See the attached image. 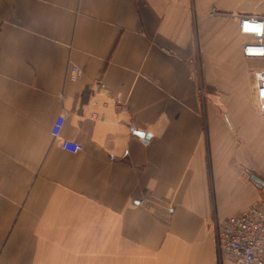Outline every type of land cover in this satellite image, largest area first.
<instances>
[{
  "label": "crops",
  "instance_id": "crops-1",
  "mask_svg": "<svg viewBox=\"0 0 264 264\" xmlns=\"http://www.w3.org/2000/svg\"><path fill=\"white\" fill-rule=\"evenodd\" d=\"M263 14L0 0V264H235L217 225L264 201V59L243 55L239 18ZM63 111L76 153L52 135Z\"/></svg>",
  "mask_w": 264,
  "mask_h": 264
},
{
  "label": "built area",
  "instance_id": "built-area-1",
  "mask_svg": "<svg viewBox=\"0 0 264 264\" xmlns=\"http://www.w3.org/2000/svg\"><path fill=\"white\" fill-rule=\"evenodd\" d=\"M243 37V55L246 58L264 59V14L243 15L239 18ZM83 75V68L71 64L68 79L76 81ZM255 94L261 114L264 115V68L255 71ZM97 115V114H96ZM66 112H61L52 128V135L70 152H78L83 145L61 135ZM130 131L136 132L133 124ZM217 245L223 255L235 264H264V202H256L241 212L226 217L218 230Z\"/></svg>",
  "mask_w": 264,
  "mask_h": 264
},
{
  "label": "rangeland",
  "instance_id": "rangeland-1",
  "mask_svg": "<svg viewBox=\"0 0 264 264\" xmlns=\"http://www.w3.org/2000/svg\"><path fill=\"white\" fill-rule=\"evenodd\" d=\"M257 107H258V101H257ZM258 112L260 113V111H259V107H258ZM261 114V113H260ZM261 115H263V114H261ZM261 202H264V201H261ZM248 208V207H247ZM223 221V220H222ZM222 221L221 222H219L218 223V225H217V234H218V230H219V228H220V226H221V223H222ZM217 234H216V238H217ZM218 246V245H217ZM218 251H219V255L222 257V256H224L225 258H227V259H229L231 262H234L232 259H230L228 256H226V255H223L222 253H221V251L219 250V248H218ZM235 263V262H234Z\"/></svg>",
  "mask_w": 264,
  "mask_h": 264
},
{
  "label": "water",
  "instance_id": "water-1",
  "mask_svg": "<svg viewBox=\"0 0 264 264\" xmlns=\"http://www.w3.org/2000/svg\"><path fill=\"white\" fill-rule=\"evenodd\" d=\"M139 135L145 137V138H149L150 134H147L145 132H138ZM254 179L260 183L261 185H264V181H262L261 179L257 178V177H254Z\"/></svg>",
  "mask_w": 264,
  "mask_h": 264
}]
</instances>
